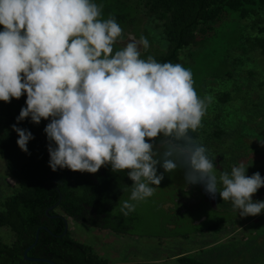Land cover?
Instances as JSON below:
<instances>
[{"label":"clouds","instance_id":"1","mask_svg":"<svg viewBox=\"0 0 264 264\" xmlns=\"http://www.w3.org/2000/svg\"><path fill=\"white\" fill-rule=\"evenodd\" d=\"M102 8L94 0H0V101L26 93L17 122L50 119L44 129L50 168L128 170L133 184L120 206L128 216L164 179L157 165L164 173L183 166L188 184L218 192L241 217L259 215L264 201L253 195L264 187L260 173L247 176L240 164L217 177L208 150L189 134L202 126L212 99L198 96L191 70L142 58L150 47L144 36L114 50L123 29L115 17L101 19ZM12 127L28 153L32 133ZM160 134L168 139L157 159L155 143L146 138Z\"/></svg>","mask_w":264,"mask_h":264},{"label":"trees","instance_id":"2","mask_svg":"<svg viewBox=\"0 0 264 264\" xmlns=\"http://www.w3.org/2000/svg\"><path fill=\"white\" fill-rule=\"evenodd\" d=\"M94 2L103 6L101 19L115 17L123 29V34L118 40H125L128 32L133 33L136 38L144 36L151 48L144 51L142 58L152 56L157 62L174 64L180 62L183 53L190 57L197 48L205 45L208 33L214 29V25L226 20L231 13H236L241 20H248L252 17H261L264 11V0H94ZM258 21L252 22L255 23L252 29L257 30L258 35L256 32L251 41L254 48L264 56V27L262 21L260 23ZM146 22L155 29L162 30L167 42L166 50L152 48L153 38L150 33L146 29L141 30V26ZM3 30V26L0 25V31ZM124 46L116 43L114 50ZM227 79L229 78L220 82V86L226 90L221 87H215L213 90L212 94L216 96H212L210 102L213 104L212 107L211 104L210 107L207 105L206 111L210 114L205 113L201 121L202 126L195 132L190 131L189 134L208 150L209 158L213 159L218 175L223 171L230 173L233 166L243 164L247 168V176L259 172L264 178V153L261 154L262 148L259 147L261 139L258 138L256 141H253V138L245 139L239 130H228L222 126L224 107L231 101L228 92L231 82ZM26 99L25 93L19 99L13 98L10 103L0 101V121L3 127L0 134V157L6 162L9 174L17 183L15 191L2 201L0 227L10 229L13 240L8 244L0 239V264H47L24 260V253L35 242L38 231V243L28 253L31 258L51 260L56 264H109L108 260L101 258L90 246L72 239L69 230L65 234L67 217L82 221L86 213L93 209L98 215H106L102 227L119 235H135L146 226L156 225L158 221L142 220L136 211L129 213L128 216L121 213V201L129 199L133 184L127 175L128 170L113 172L111 166L107 165L102 166L95 174L74 172L67 168L53 171L49 166L50 142L44 131L50 119H41L39 124L33 123L30 117L17 122L21 108L26 107ZM13 125L32 133L34 138L27 145L28 153L17 145L19 137L13 130ZM167 139L160 134L155 141H147L146 138V142H154V150L159 151L166 147ZM182 168L178 184L174 182V172L164 173V179L156 188L153 199L166 217L165 222L161 224L172 223L177 229H186L187 232L176 235V229L166 226L169 233L162 238L177 236L183 240H197L199 238L197 236L203 234H233L240 222L249 223L264 213L262 210L257 216L241 217L230 201H227L225 206L215 204L214 207L210 204L213 193L203 189L209 199L206 201L205 194L200 195L199 192L202 184L190 185L184 182L185 168ZM160 169L164 172L162 167ZM104 175L112 177V182L103 183ZM218 189H222V185L218 184ZM193 195L195 197L197 195V202L189 204V197ZM214 195L219 196V193ZM178 198L183 201L176 202L175 199ZM187 198L188 202H185ZM253 200L264 201V187L258 189L253 195ZM168 201L173 203L174 208L163 206ZM193 235L196 237L192 238ZM178 256L180 264H204L191 254L180 252Z\"/></svg>","mask_w":264,"mask_h":264},{"label":"rangeland","instance_id":"3","mask_svg":"<svg viewBox=\"0 0 264 264\" xmlns=\"http://www.w3.org/2000/svg\"><path fill=\"white\" fill-rule=\"evenodd\" d=\"M256 20H260L259 23L262 21L264 27V11L261 17H252L248 20H241L236 13H231L226 20L214 25V29L208 33L205 45L197 48L190 57H186L183 53L179 64L191 70L194 88L202 99L206 96L211 98L216 96L212 94L215 87H221L220 82L229 78L227 80H230L231 84L228 92L231 101L224 107L222 126L228 130H239L244 134L245 139L253 138L252 140L256 141L260 138L259 147L262 148L261 154H263L264 56L254 48L251 41L256 32L258 35V31L252 29V25H255L252 22ZM143 29H146L153 38L152 48L167 49V42L161 29H155L148 22L141 26V30ZM130 39L139 40L133 33L128 32L126 39L118 40L117 43L126 45ZM144 51L142 49V54ZM221 88L226 90L225 87ZM210 104L212 107V103H207L209 107ZM206 113L210 114L208 111ZM2 132L0 121V134ZM164 151L165 147L156 151L158 153L156 158L162 159ZM182 167L179 166L173 171L176 184L180 182L179 174ZM160 168L161 166L157 165L158 175L164 174ZM216 175L219 177L217 171ZM184 182H187L186 179ZM189 186L186 188L187 191ZM16 187L17 183L9 174L6 162L0 157V211L2 201L12 194ZM203 189L202 184L200 195L205 194ZM205 196V200L209 201L206 194ZM196 197L190 196L189 204L197 202ZM187 200L188 198L185 202H188ZM181 201H183L181 198L176 200V202ZM210 203L222 207L228 202L222 200L220 195L213 194ZM135 211L142 220H156L158 223L146 226L135 235H119L68 218L70 236L75 241L90 246L95 253L108 260L109 264H179L177 255L180 252L191 254L193 258L204 264H264V213L249 223L240 222L233 234L210 233L197 236L199 237L197 240H183L177 236L162 238L169 233L166 229L167 224H161L165 222L166 217L158 208L153 196L136 203ZM186 232V229L176 228L175 234ZM0 239L10 244L13 233L8 228L0 227Z\"/></svg>","mask_w":264,"mask_h":264},{"label":"flooded vegetation","instance_id":"4","mask_svg":"<svg viewBox=\"0 0 264 264\" xmlns=\"http://www.w3.org/2000/svg\"><path fill=\"white\" fill-rule=\"evenodd\" d=\"M104 179H103V183H105L106 181H108L109 183L112 182L113 178L112 177H108L107 175H104L103 176ZM177 199H175L176 201ZM165 208H168L171 207V208H174V205L172 202L168 201L166 202L164 205H163ZM86 217L82 218V221H79V222H83V223H86L88 224L89 226H92L96 229H99V230H102V231H111L110 229H104L102 226L104 225V221H105V218H106V215L105 214H101V215H98L96 213L95 210H89L86 215ZM69 217H67L68 219ZM113 219V218H112ZM99 225V226H98ZM167 226L173 230L176 229V225L172 224V223H167Z\"/></svg>","mask_w":264,"mask_h":264},{"label":"water","instance_id":"5","mask_svg":"<svg viewBox=\"0 0 264 264\" xmlns=\"http://www.w3.org/2000/svg\"><path fill=\"white\" fill-rule=\"evenodd\" d=\"M56 217L57 216H52V218H56ZM68 230H69L68 229V222L66 221V231H65V234H67ZM38 236H39V231L37 232L35 242L26 249V251L24 253V260H29V261H33V262H43V263H47V264H56V263H54L51 260L31 258V257L28 256V253L37 245V243H38Z\"/></svg>","mask_w":264,"mask_h":264},{"label":"crops","instance_id":"6","mask_svg":"<svg viewBox=\"0 0 264 264\" xmlns=\"http://www.w3.org/2000/svg\"><path fill=\"white\" fill-rule=\"evenodd\" d=\"M100 256V255H99ZM178 256V255H177ZM101 257V256H100ZM102 258V257H101ZM178 258H179V256H178ZM104 259V258H103ZM180 264V263H179Z\"/></svg>","mask_w":264,"mask_h":264}]
</instances>
